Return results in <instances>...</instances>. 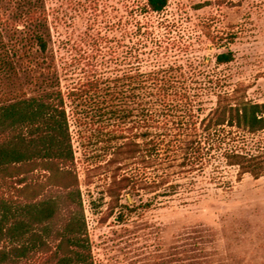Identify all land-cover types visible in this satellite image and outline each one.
I'll use <instances>...</instances> for the list:
<instances>
[{
    "label": "rangeland",
    "instance_id": "374dc122",
    "mask_svg": "<svg viewBox=\"0 0 264 264\" xmlns=\"http://www.w3.org/2000/svg\"><path fill=\"white\" fill-rule=\"evenodd\" d=\"M145 3L41 1L51 66L63 92L94 74L170 66L176 82L189 90L192 112L185 120L169 116L166 129L160 116L148 119L155 138L161 134L166 141L154 148L144 145L136 159L122 162L110 160L117 143L106 141L111 126L92 125L91 120L81 125L67 104L71 168L78 178L94 263L264 264V174L238 178L239 168L225 157L235 150L264 158V130L249 133L226 125L209 133L202 124L217 92L264 103V0H168L158 13L147 11ZM20 4L0 0V16L7 17ZM228 51L233 60L218 64L216 56ZM140 125L144 130L146 124ZM125 174H134L140 186L112 195L113 175ZM8 182L0 181V192L20 202L62 193L48 185L40 168ZM23 186V193L13 188ZM79 214L76 203L61 208L49 224L50 236L61 222ZM43 258L15 264H39Z\"/></svg>",
    "mask_w": 264,
    "mask_h": 264
},
{
    "label": "trees",
    "instance_id": "16d2710c",
    "mask_svg": "<svg viewBox=\"0 0 264 264\" xmlns=\"http://www.w3.org/2000/svg\"><path fill=\"white\" fill-rule=\"evenodd\" d=\"M41 1L20 0L19 9H11L7 17L0 16V181L8 186L9 179L40 168L47 174L48 185L58 187L62 193L20 202L0 192V243H7L6 249L0 248V264L31 263L41 257L45 259L42 264H95L78 178L71 168L74 156L67 104L75 110L81 125L88 126L91 120L92 125L111 126L105 131L106 141L117 143L110 160L122 162L136 159L144 145L154 148L166 141L161 134L155 138L148 119L160 116L166 129L169 116L185 120L192 112L187 101L189 90L176 82L170 66L148 72L94 74L63 92L51 66V37ZM167 3L146 0L145 6L147 11L158 13ZM232 60L230 51L216 56L218 64ZM142 121L146 124L144 130L140 129ZM202 124L209 133L226 125L249 133L262 131L264 103L237 100L217 92L215 106ZM184 145L186 150L191 149L186 143L180 144ZM185 156H189L186 151ZM225 157L229 165L239 168L238 178L243 173L255 177L264 174L262 156L231 150ZM139 183L134 174L113 175L110 192L113 195L114 191L120 194L122 190H134ZM13 188L20 193L26 189ZM72 202L79 207V216L65 219L50 236L49 224L61 208Z\"/></svg>",
    "mask_w": 264,
    "mask_h": 264
}]
</instances>
